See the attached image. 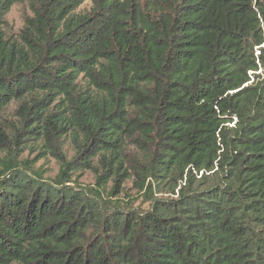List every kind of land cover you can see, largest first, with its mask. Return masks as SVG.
<instances>
[{
  "label": "trees",
  "instance_id": "trees-1",
  "mask_svg": "<svg viewBox=\"0 0 264 264\" xmlns=\"http://www.w3.org/2000/svg\"><path fill=\"white\" fill-rule=\"evenodd\" d=\"M12 103L0 264H264V0H0Z\"/></svg>",
  "mask_w": 264,
  "mask_h": 264
},
{
  "label": "rangeland",
  "instance_id": "rangeland-1",
  "mask_svg": "<svg viewBox=\"0 0 264 264\" xmlns=\"http://www.w3.org/2000/svg\"><path fill=\"white\" fill-rule=\"evenodd\" d=\"M88 6L89 2H84L83 7L87 8ZM28 15H30V12L25 3H17L12 5L10 10L5 15V23L3 30L6 36L15 37L23 26L24 18ZM15 107L16 104H10V106L7 108L6 112L2 116V119L0 121L1 125H4L5 127L10 126L13 129L18 124L19 118L15 116ZM6 133L9 134V132ZM37 150L38 149L35 143H31V146H28L27 149L23 151L21 157L28 158V160L34 162L36 166L41 165L42 169L46 171V176H54L58 171V163L54 159L53 155L43 153L45 154V157L42 158L43 155H39ZM63 151L68 157H71L73 154L72 149L70 148L68 143L64 144ZM2 155L3 154L0 153V156ZM200 174L201 172H199V175L197 177H199ZM73 179L75 180L76 184L87 185L93 182L94 177L93 174H91L89 171L78 170L73 174ZM126 187L132 194H134V191H132V189L130 188V181H128ZM167 195L168 194H164V196ZM139 201L140 200L136 201L135 204H138Z\"/></svg>",
  "mask_w": 264,
  "mask_h": 264
}]
</instances>
